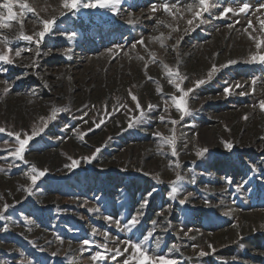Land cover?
<instances>
[{
    "label": "rangeland",
    "instance_id": "1",
    "mask_svg": "<svg viewBox=\"0 0 264 264\" xmlns=\"http://www.w3.org/2000/svg\"><path fill=\"white\" fill-rule=\"evenodd\" d=\"M163 2L125 0L119 15L83 9L60 17L61 11H67L62 0H28L40 18L56 16L57 24L40 45L39 56L35 45L19 41L13 43L14 49L31 47L32 51L16 57L14 65H0L7 68L0 71V127L30 133L53 109L69 111L57 113L42 135L30 143L25 153L28 164L9 155L15 148L14 138L0 133V208L4 203L11 205L5 213L7 219L0 221V264H27L28 260L33 264H72L74 260L76 264H121L124 257L113 260L111 253H106L107 260L94 262L91 256L103 249H87L81 244L83 239H91L114 247L99 234L105 231L110 239L131 237L137 241L153 231L160 243L159 247L152 243V249L176 258L179 264H264V111L259 108V101L264 100V65L243 62L256 51L248 33L257 39L264 36L258 19L264 18V10L255 12L264 0H248L252 7L247 14L229 13L219 19L223 7L235 8L244 0H213L216 7L204 15L206 22L187 34L183 29L191 16L185 11L184 19L178 21L181 31L172 33V39L161 48L149 37L160 32L167 35L170 29L161 25L154 31L157 20L176 23L161 8ZM172 2L175 0H169ZM189 2L192 0H180L182 9ZM153 4L155 12L151 11ZM129 18L133 24L127 22ZM249 19L252 28H248ZM41 27L32 13L25 15L27 34ZM19 28L14 21L0 34L13 40ZM71 32L77 34L73 39L67 35ZM182 34L174 50L171 46ZM141 38L156 53V62L149 63L146 71L145 62L150 58L144 48L131 47ZM230 59L241 62L221 69L210 82L190 93L191 115L171 125L168 121L179 120V114L172 107L168 113L163 111L158 86L163 94L175 91L163 65L179 64L188 77L183 87L189 88L206 77L213 64L219 66ZM253 78H257L254 93ZM225 81L233 85L231 95L223 91ZM237 82L244 87L235 88ZM129 90L142 106L160 105L132 128H128V120L139 113L120 108L121 104L133 107ZM242 91L248 94L240 95ZM105 106L108 115H104ZM114 107L118 111L113 112ZM160 115L166 116L165 122L159 120ZM101 117L105 122L96 128L93 121L99 122ZM173 127L179 168L170 148L154 135L157 131L170 135ZM84 133L87 135L81 139ZM225 141L233 148H226ZM202 147L209 151L197 157L195 153ZM96 148L101 152L92 163L82 160L71 171L64 167L70 163L68 157H86ZM32 164L48 169V174L29 195L26 172ZM252 165L259 171H250ZM177 173L184 181L178 199L173 200L169 193ZM245 179L249 183L237 190ZM184 198L187 202L179 204ZM144 199L149 200L148 206L142 209L141 223L132 233L103 218L111 215L123 225L141 210ZM96 207L99 213L89 211ZM93 228L98 230L95 236L91 235ZM208 245L215 248L214 253ZM201 249L209 254L199 256Z\"/></svg>",
    "mask_w": 264,
    "mask_h": 264
},
{
    "label": "snow or ice",
    "instance_id": "2",
    "mask_svg": "<svg viewBox=\"0 0 264 264\" xmlns=\"http://www.w3.org/2000/svg\"><path fill=\"white\" fill-rule=\"evenodd\" d=\"M125 3V0H62V8L66 9L67 11H61L60 17L66 16L68 13H77L80 12L83 9H89V10H106L112 13L113 15H119L121 5ZM216 7V3L213 2V0H192V2L186 3L183 6V9L180 4V0H175V2L169 3V0H164V2L161 4V8L163 11L172 18V20L176 23H169L165 21L164 19L157 20L155 30H159L160 26L163 25L165 28L170 29L169 33L165 35L164 32H160L158 36H151L149 37L150 42H159L160 47H165V41L172 39V33L174 32H180L181 29L179 27V20L184 19V12L190 14L191 18L186 20V27L183 29V34H187L190 31H195L198 27H200L201 24L205 23L204 15L206 13L210 14V10L212 8ZM252 5L248 2V0H244L243 3H241L238 7H232L231 5L227 7H223L220 16L217 18H224L227 17L229 13H231L234 16H239L240 14H247L250 10ZM19 9V11H16L15 9ZM261 10H264V3H261L259 7L255 9L256 13L261 12ZM152 12L157 11V7L155 4L152 5L151 8ZM27 13H32L39 21V23L42 25L41 29L39 31H35L33 34H27L24 31V17ZM255 14V13H253ZM259 26L261 33H264V18H259ZM14 21L19 22L20 28L16 36L13 40H10L8 36L0 34V65H14L15 64V58L20 57L23 52H31L32 48H22L17 47L13 48V43L24 41L28 42L30 45H35L36 49V56L40 55V45L44 41L45 37L51 34L56 27L57 24V17L52 16L48 19H42L39 17V13L36 11L34 7H31L28 3V0H4L2 4H0V30L9 29L12 26V23ZM129 24H133L134 21L129 18L127 21ZM236 23H239L237 20ZM248 28H252L253 24L252 21L249 19L248 22ZM229 27H232L230 24ZM247 32V28L245 29ZM64 34V33H62ZM183 34L176 40V42L171 46L174 50L178 46L180 40L183 39ZM69 39L75 38L77 35L75 32H71L70 34H67ZM249 38L252 39L255 42V48L256 51L249 54V56L243 61L246 64H260L264 65V36H261L259 39H257L256 36H253L252 33H248ZM137 44L142 46L147 53L148 57L150 58L148 61L145 62V71L147 70L149 63H155L156 62V53L149 49L148 45L145 43L144 38L139 39L136 43L132 44L131 47L135 49L137 47ZM117 52L120 50L119 46H116ZM113 49H109V52H112ZM14 52V56H13ZM141 60L144 59V57H139ZM240 60L237 59H230L226 63H223L219 66L216 64H213L211 68L208 70L206 77L197 79L193 82L192 87L185 88L183 87L184 81L188 79V77L181 73L179 64L175 67H171L167 64H164V70L168 77V83L173 86L174 92L170 94H163V88L162 86H158L157 91L158 93H162L161 99L163 101V111L165 113L169 112V108L172 107L176 110V112L179 114V120L171 119L168 122L175 126L180 123V121H183L184 118L188 115H191V110L188 105V97L190 93H192L196 88L201 87L202 85L207 84L213 79V76L215 73L219 72L221 69L228 68L231 65H235L240 63ZM0 71L6 72V67H0ZM149 80H152L153 78L151 76H148ZM7 83V82H4ZM257 83V78H253L251 80V89L252 92H255ZM225 84L227 85L224 87L223 91L226 95H231L233 90V85L228 84V81H225ZM235 88H243L244 85L240 83H236L234 85ZM5 91H8L6 88ZM178 93V94H177ZM240 95H247V92H240ZM129 96L131 98V101L133 103V107H128L125 104H121L120 108H126L129 113L132 112H138V115H133L128 120V128L136 127L138 126L145 118L146 113L151 112L154 109L160 107V105H155L152 103H148L145 106H142L140 103L139 98L129 90ZM165 96H167V99H165ZM87 107V106H85ZM259 108L261 111H264V100L259 101ZM69 111L67 108H55L53 109L52 113L47 117L41 118V124L38 127H33L31 129V132L24 131L23 133L20 131H8L4 127H0V133H5L8 137H13L15 141V148L13 151L9 153L10 156L14 157L18 161H22L24 164H28L29 162L25 159V153L28 152L29 145L32 141H34L37 137H40L42 133L45 131V129L48 127V123L50 120H54L57 113L59 112H66ZM118 111L115 107L113 108V112ZM84 115H87L85 112ZM104 115H108L107 106H105ZM83 119V117H81ZM165 115H160L159 120L163 123L166 120ZM244 119L247 120L248 117L244 116ZM104 118L101 117L99 122L93 121L96 128H99L101 124H103ZM89 131H92V129H89ZM170 135L165 136L163 133L157 131L154 133L157 137L160 138L161 145H167L170 148V154L172 157L176 158L174 163L177 168L180 167L179 165V159H178V152H177V138L175 134V127L170 129ZM87 135V133L81 134V139H83V136ZM111 137H109V140ZM225 147L229 150L233 148V144L230 142L225 141L224 142ZM187 147V145H185ZM209 149L207 147L199 148L196 151L197 157H203ZM101 152V148H96L95 151L86 157H81L78 159H74L72 157H68L70 163H67L64 165L66 169L69 171L79 168L81 166V161L83 160L85 163H92L97 158V155ZM12 165H9V168H11ZM2 170V169H0ZM139 171V170H138ZM250 171L252 172H258L259 170L256 168L255 165H252L250 168ZM48 174V169H40L35 164H32L30 166V170L26 172V176L28 180L30 181V185L25 189L29 195H33L34 188L38 186V183L41 181L43 177H45ZM147 175V173H145ZM184 181V177L177 173L175 179L171 181V189H170V199L176 200L178 199V194L182 191V183ZM191 182H195L194 179ZM228 183L231 184V178H228ZM249 181L247 179L243 180L240 184H238L237 190H240L244 187L245 184H248ZM148 197L152 195L151 192H149ZM179 204L183 205L187 202V198L179 199ZM18 203V202H17ZM149 200L144 199L142 203L140 204V209L136 211L134 214H132L127 221L121 225L120 220L113 218L111 215L104 216L103 218L110 222L114 223L117 228H119L121 231H127L129 233H132L134 229L137 228V225L141 223V218L144 215V212L142 209L146 208L148 206ZM11 205L8 203H4L3 207L0 208V221H5L7 219L5 213L8 212ZM89 211H93L96 213L100 212V208L96 207L93 209H89ZM160 215L163 214V210ZM225 215H230V213H225ZM27 223H32L31 220H26ZM152 224L155 225L156 221H152ZM4 231H7V225L3 228ZM98 234V230L93 228L92 229V236H95ZM100 235L104 237L106 241H109L113 243L114 247L109 248L108 243L98 244L96 241L91 239H83L81 241V244L83 246H87V249H91L92 247H95L97 249H103V251H96L94 255L91 256V259L96 262L100 261L103 262L107 260L109 257L106 255V253H111V259L115 260L117 257H124L121 264H179V261L176 258H173L169 255L164 254H158L156 253L151 245L152 243H155L156 247H159V238H154L153 231H148L146 234L142 235L141 240L137 241L129 237L128 239L121 240L119 237L111 238L110 239V233L109 232H100ZM56 239L62 244L63 239L57 235ZM51 244V242H48ZM175 247V245H173ZM193 247H196L195 245ZM208 247L211 249V251L214 253L215 248L212 245H208ZM40 251H45L44 248H40ZM209 253L205 252L204 250H200L198 255L203 257L207 256ZM52 255H56L55 252L52 253ZM27 264H33L32 260H28ZM72 264H76L75 260L72 262Z\"/></svg>",
    "mask_w": 264,
    "mask_h": 264
}]
</instances>
